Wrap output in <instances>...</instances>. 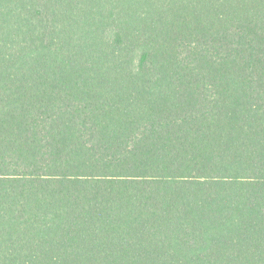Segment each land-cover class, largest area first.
Returning a JSON list of instances; mask_svg holds the SVG:
<instances>
[{"label": "trees", "instance_id": "obj_1", "mask_svg": "<svg viewBox=\"0 0 264 264\" xmlns=\"http://www.w3.org/2000/svg\"><path fill=\"white\" fill-rule=\"evenodd\" d=\"M0 264H264V0H0Z\"/></svg>", "mask_w": 264, "mask_h": 264}]
</instances>
